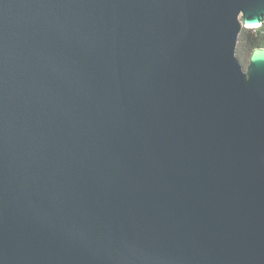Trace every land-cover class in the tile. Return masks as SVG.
<instances>
[{
  "label": "water",
  "instance_id": "obj_1",
  "mask_svg": "<svg viewBox=\"0 0 264 264\" xmlns=\"http://www.w3.org/2000/svg\"><path fill=\"white\" fill-rule=\"evenodd\" d=\"M264 0H0V264H264Z\"/></svg>",
  "mask_w": 264,
  "mask_h": 264
},
{
  "label": "trees",
  "instance_id": "obj_2",
  "mask_svg": "<svg viewBox=\"0 0 264 264\" xmlns=\"http://www.w3.org/2000/svg\"><path fill=\"white\" fill-rule=\"evenodd\" d=\"M257 48H264V21L259 27L245 28L240 32L236 54L242 65L248 63L251 52Z\"/></svg>",
  "mask_w": 264,
  "mask_h": 264
},
{
  "label": "rangeland",
  "instance_id": "obj_3",
  "mask_svg": "<svg viewBox=\"0 0 264 264\" xmlns=\"http://www.w3.org/2000/svg\"><path fill=\"white\" fill-rule=\"evenodd\" d=\"M246 66V65H245Z\"/></svg>",
  "mask_w": 264,
  "mask_h": 264
}]
</instances>
